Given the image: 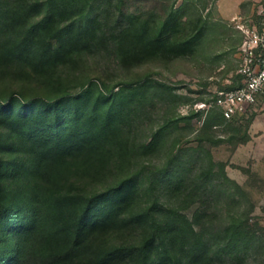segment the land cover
I'll list each match as a JSON object with an SVG mask.
<instances>
[{"label": "rangeland", "instance_id": "1", "mask_svg": "<svg viewBox=\"0 0 264 264\" xmlns=\"http://www.w3.org/2000/svg\"><path fill=\"white\" fill-rule=\"evenodd\" d=\"M34 1L0 0V264L18 246L28 196L51 191L72 228L87 205L89 214L108 219L104 229L85 230L91 249L71 264H264V93L231 121L213 106L215 91L236 86L242 38L236 22L218 14L217 0H37L40 6L27 10ZM260 1L240 0L239 20L254 18ZM170 14L185 33H199L193 52L128 58L121 45L128 17L159 26ZM10 18L19 21L12 26ZM47 24L49 34L69 29L65 51L43 63L39 53L9 52L26 30ZM131 83L145 86L101 98ZM84 90L80 114L72 101L50 106ZM94 103L101 113L114 105V112L85 155L70 148L72 137L103 123L86 116ZM61 131L72 145L52 189L34 174L29 145ZM48 216L39 237L52 224ZM38 236H28L26 246L37 248ZM106 246L127 250L117 261L94 259Z\"/></svg>", "mask_w": 264, "mask_h": 264}, {"label": "trees", "instance_id": "2", "mask_svg": "<svg viewBox=\"0 0 264 264\" xmlns=\"http://www.w3.org/2000/svg\"><path fill=\"white\" fill-rule=\"evenodd\" d=\"M37 6H40V3L35 0L28 6L27 10ZM18 21L19 20L10 18V24L12 26ZM128 22L129 26L125 29L121 39L122 50L128 58L139 56H142V58H149L154 56L162 57L164 55H186L193 52L194 43L199 36V33L192 34L194 29L191 30V33H185V30L179 24L174 14H170L159 26H150L149 21L143 20L139 16H129ZM52 30L54 29L50 27V24L26 30L23 35L16 39L17 42L10 47L9 52L13 55L17 54L20 57L33 56L39 53L40 61L42 63L45 62L48 58L65 51V46L70 42V31L68 28H58L57 31L60 35L56 33L49 34ZM53 38H56L57 45L55 46L51 42ZM42 66L44 65H40V69ZM134 85H136V83H131L126 89H119L114 93L108 94L107 97L101 94V98L108 99V97H112L115 99L125 90L134 92L145 86L143 83L138 86ZM86 96L87 90H84L77 95H66L61 100L54 101L50 106L57 107L61 102L72 101L76 105L71 109L80 114L85 111L84 100ZM113 112L114 105H111L110 108L101 113L98 110V104L94 103L86 116L90 118L91 123L95 125L93 119L95 116L100 115L103 118V123L97 125V129L92 130L87 127V129L82 131L84 133L73 135V147L70 149L83 152L85 155L90 154L96 146V135L102 130L104 132L108 127V125H106L107 123L104 121L105 118L112 116ZM219 115L221 119H223L220 112ZM76 118L73 120H76ZM64 134V131H61L51 138L32 142L29 145L30 152L34 156V174L38 176L45 185H49L52 189L58 184V182L54 181V174L59 170L61 165L60 159H62V153L67 146L69 147V145H72V143L70 144L67 141H65V143L63 142ZM84 135L90 137V140H82L81 138ZM4 146L5 141H3L0 136V151ZM71 151L73 152L74 150ZM128 184L129 181H125L119 185L117 187L119 193L122 194ZM60 197H56L53 191L45 194L42 198L38 197L36 193H34L33 196H28V213L26 214L22 211L23 209L19 212L20 221L18 224H20L16 235L18 238V246L12 252L11 258L4 264H71L75 258L88 253L91 249V245L90 241L85 239L83 233L85 230L104 229L108 224V219L89 214L93 207L87 205L82 215L78 217L75 228H72L64 220L65 215L61 207L62 198ZM105 200L107 201L108 199ZM5 202V197L0 187V218L4 214L6 208ZM44 214L49 215L48 219L51 220L52 224L47 228L46 232L42 233L41 237H39L37 232H39V228L41 227ZM60 218L61 223L59 222V224H57L56 222ZM28 236H34L35 238L38 236L36 240L38 242H43L40 243L37 248H33V246L28 248V246H26ZM149 244H151V242H149ZM148 246L149 245L146 244L145 249L142 248V251L146 254L150 252V249H147ZM161 247L164 255L168 256L169 250L164 241L161 242ZM126 250V247L106 246L101 250L99 249V253H95L93 257L100 262L117 261L125 255Z\"/></svg>", "mask_w": 264, "mask_h": 264}, {"label": "built area", "instance_id": "3", "mask_svg": "<svg viewBox=\"0 0 264 264\" xmlns=\"http://www.w3.org/2000/svg\"><path fill=\"white\" fill-rule=\"evenodd\" d=\"M240 31L236 86L215 91L213 106L225 121L245 114L264 93V0L254 18L233 19Z\"/></svg>", "mask_w": 264, "mask_h": 264}, {"label": "crops", "instance_id": "4", "mask_svg": "<svg viewBox=\"0 0 264 264\" xmlns=\"http://www.w3.org/2000/svg\"><path fill=\"white\" fill-rule=\"evenodd\" d=\"M215 6L218 14L226 19L240 18V0H217Z\"/></svg>", "mask_w": 264, "mask_h": 264}]
</instances>
